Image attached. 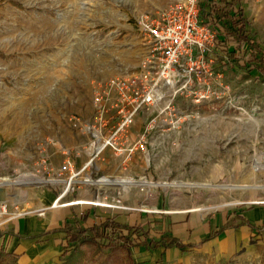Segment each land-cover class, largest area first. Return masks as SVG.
Segmentation results:
<instances>
[{"label":"rangeland","instance_id":"rangeland-1","mask_svg":"<svg viewBox=\"0 0 264 264\" xmlns=\"http://www.w3.org/2000/svg\"><path fill=\"white\" fill-rule=\"evenodd\" d=\"M172 1L0 0V206L6 203L11 211L34 213L51 204L55 191L45 179L63 161L58 146L82 152L72 157L75 170L87 158V137L72 126L71 116L91 118L94 80L135 71L149 51L136 17L155 14ZM242 8L246 30L264 49V0H244ZM226 81L242 95L239 108L219 105L214 111L179 98L182 114L190 115L179 129L157 137L148 172L122 171L120 159L110 151L94 159L99 167L89 175L94 181L135 183L106 182L109 185L102 190L101 196L118 200L123 208L88 210L103 217L131 215V225L136 215L141 225L142 215L143 222L154 223L157 214L176 208L214 214L264 204V187H259L264 186V81L236 66L228 70ZM41 152L48 155L52 168L46 173L37 165ZM137 161L141 168L145 165L144 159ZM26 173L45 182H16ZM83 178L84 173L77 176ZM144 179L152 184L140 183ZM175 182L202 186H172ZM233 185L258 187H229ZM93 191L97 189L92 183L75 181L65 200L90 199ZM85 192L90 196H83ZM80 207L74 205L76 212ZM148 227L143 224L130 232L123 228L121 235L129 241L122 237L116 242L87 231L63 251L60 264H136L132 250L149 236ZM150 234L157 240L163 233ZM0 264L14 261L0 251Z\"/></svg>","mask_w":264,"mask_h":264},{"label":"built area","instance_id":"built-area-1","mask_svg":"<svg viewBox=\"0 0 264 264\" xmlns=\"http://www.w3.org/2000/svg\"><path fill=\"white\" fill-rule=\"evenodd\" d=\"M135 23L149 40L148 54L129 74L94 80L91 118L83 120L74 115L70 118L72 126L87 137L88 146L84 151L87 158L75 170L72 157L82 152L58 146V152L64 155L63 161L45 179L55 191L54 200L47 208L34 212L39 216L50 209L76 204L86 207L83 210L123 208L118 200L111 202L105 195L101 196L109 184L98 181L100 178L91 182L97 191L90 199H65L73 193L74 180L80 173L93 181L89 175L99 169L93 160L102 157L105 150L120 159L122 171L148 172L157 137L179 129L190 115L182 114L177 103L179 98L194 105H208L214 111L219 105L222 109L238 107L242 95L226 81L228 70L233 66L221 41L216 39L217 29L200 17L198 0H173L155 14L137 16ZM137 119L141 125L134 130ZM37 157V165L44 173L52 170L48 155L41 152ZM139 158L145 160L142 168ZM144 182L152 183L145 179ZM94 200L101 203L96 204ZM30 213L33 211H11L6 203L0 206V215H7L2 223ZM114 222L104 228L100 234L102 240L108 242V237L114 240L116 234L125 231ZM77 227H85L80 218Z\"/></svg>","mask_w":264,"mask_h":264},{"label":"crops","instance_id":"crops-1","mask_svg":"<svg viewBox=\"0 0 264 264\" xmlns=\"http://www.w3.org/2000/svg\"><path fill=\"white\" fill-rule=\"evenodd\" d=\"M140 125L141 121L137 119L133 129H139ZM106 151L109 150H105L102 156ZM84 195L89 197L90 193L85 192ZM161 204L165 206L163 201ZM84 208L80 207L77 212L74 206L54 208L44 216L30 213L9 223H2L3 218H0V251L12 257L14 264H60L65 239L61 227L69 220L70 225L76 228L80 211L89 213L87 220L83 221L85 227L109 216H115L117 223L131 225V215L109 214L103 217ZM192 209L176 208L167 214H157L154 223L152 219L143 222L145 216L142 215L140 226H149L150 237V233L158 237L163 233L193 246L134 248L132 256L136 264H264V228L259 232L252 228L264 222V204L238 209L241 216H234L232 212L202 214ZM242 218L246 222H242ZM136 219L135 215L134 223ZM209 234L211 237L205 239Z\"/></svg>","mask_w":264,"mask_h":264},{"label":"trees","instance_id":"trees-1","mask_svg":"<svg viewBox=\"0 0 264 264\" xmlns=\"http://www.w3.org/2000/svg\"><path fill=\"white\" fill-rule=\"evenodd\" d=\"M243 1L244 0H198L200 17L204 19L205 22L207 21L210 26L217 29L216 39L221 41L232 66L243 68L246 72L250 74L253 73L256 77L264 81V49L253 39V35L246 30L247 21L242 8ZM232 213L234 216H241L237 211H233ZM88 215L89 213L87 211L82 212L80 220L86 221ZM114 219L115 216L106 217L98 223H91L86 228H73L70 225L71 221L66 220L61 227V230L65 232L64 250H66L68 246L77 243L86 231H93L96 235H102L104 228L113 223ZM138 222L139 221H135L132 225L127 223L120 224L117 222L116 224L130 232L132 229L140 228ZM242 222H246V220L242 218ZM252 228L259 232L261 228H264V222ZM57 230L58 229H56V231ZM148 233L149 232L146 231V235H148ZM122 237L129 241L127 235L121 234H116L113 241L116 242ZM209 237H211L210 234L207 235L205 239ZM135 246L136 248L143 247L145 249L161 246L166 249L169 247H191L193 245L190 243L184 244L176 237L162 234L157 240L153 237L146 236L145 239L135 244Z\"/></svg>","mask_w":264,"mask_h":264},{"label":"bare ground","instance_id":"bare-ground-1","mask_svg":"<svg viewBox=\"0 0 264 264\" xmlns=\"http://www.w3.org/2000/svg\"><path fill=\"white\" fill-rule=\"evenodd\" d=\"M260 159V158H259ZM264 167V166H263ZM104 179H102V180H98V181H103ZM25 181H34V182H45V180L42 178V177H36V176H34L33 174H30V173H26V174H24L23 175V177L22 178H20V179H18L16 182H25ZM75 181H79V182H83V183H91V182H96V181H91V180H89L88 178H83V179H79V180H74V182ZM105 181H108V182H112L113 184H121V185H124L125 183L127 184V182H129L128 184H134L135 183V181H131V179H113V180H106L105 179ZM15 182V181H14ZM14 182H12V181H6L5 183L6 184H12V183H14ZM48 182V181H47ZM140 183H142V184H145V183H148V182H143V181H141ZM2 184V183H1ZM152 183H149V184H147V185H151ZM141 185V184H140ZM161 185H165V184H162L161 183ZM127 186V185H126ZM155 186V185H154ZM172 186H192V187H197V186H202V185H200V184H197V183H192V184H187V183H183V182H175V183H173L172 184ZM230 188H232V187H241V188H257L258 186H248V185H233V186H229ZM259 187H261V188H263L264 186H259ZM228 188V187H227Z\"/></svg>","mask_w":264,"mask_h":264}]
</instances>
